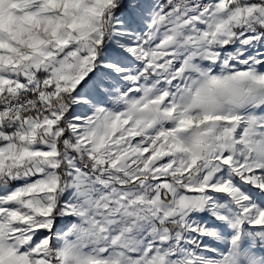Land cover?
<instances>
[{"label":"snow or ice","instance_id":"obj_1","mask_svg":"<svg viewBox=\"0 0 264 264\" xmlns=\"http://www.w3.org/2000/svg\"><path fill=\"white\" fill-rule=\"evenodd\" d=\"M0 264H264V0H0Z\"/></svg>","mask_w":264,"mask_h":264}]
</instances>
